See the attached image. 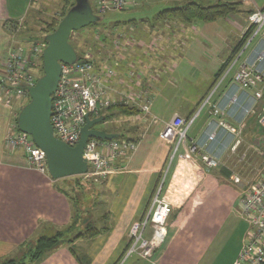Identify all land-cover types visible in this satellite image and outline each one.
Masks as SVG:
<instances>
[{
    "label": "crops",
    "instance_id": "obj_1",
    "mask_svg": "<svg viewBox=\"0 0 264 264\" xmlns=\"http://www.w3.org/2000/svg\"><path fill=\"white\" fill-rule=\"evenodd\" d=\"M147 2L132 0L129 9ZM262 7L264 0H250L241 5L238 13L210 23L161 21L157 15L150 20L122 23L125 32L117 34L120 48L103 52L96 65L103 70L113 61L119 62L115 77L107 78L105 85L110 98L123 95L127 101L103 115L115 109L134 120L135 136L124 140L134 141L137 150L128 159L114 163L115 170L103 188L105 194L102 189L95 197L106 204L108 230L93 239L75 241L72 247L78 260L67 245H62L35 264H233L247 225L239 216L240 192L232 178L237 173L248 179L255 171H232L235 160L229 159V152L218 151L222 166L211 171L205 170L198 157L190 155L188 145L202 143L210 132L208 108L199 113L187 140L173 156V143L165 141L161 134L175 114L188 119L198 111L247 30L246 13ZM31 10L32 15H41L33 9L32 1L0 0V65L10 46H27L36 39L37 22L34 17L30 19ZM12 25L19 26L15 32H20L19 36L13 33ZM250 58L247 54L238 67ZM237 68L213 96L216 105L224 107L227 97L235 92L233 77ZM240 97L243 98L241 93ZM146 100L150 102L149 113L140 109ZM125 107L135 114L126 115ZM18 108L16 104L14 109ZM226 120L236 122L229 116ZM11 122V111L0 103V259L19 255L29 241L66 228L75 212L70 195L63 194L64 179L54 181L41 175L30 168L21 149L6 147ZM244 131L243 143L253 144V137L261 135L254 117L248 119ZM227 139L226 134H217L218 141ZM242 151L240 146L235 153ZM240 156L244 160L243 153ZM164 171H172L161 193L162 200L171 207L167 236L149 261L132 256L122 262L129 229L145 214Z\"/></svg>",
    "mask_w": 264,
    "mask_h": 264
},
{
    "label": "built area",
    "instance_id": "obj_2",
    "mask_svg": "<svg viewBox=\"0 0 264 264\" xmlns=\"http://www.w3.org/2000/svg\"><path fill=\"white\" fill-rule=\"evenodd\" d=\"M93 4L92 10L98 16L111 11H125L131 6L132 0H93ZM247 19L248 29L241 37L240 46L226 68L219 74L198 111L188 119L175 114L166 123L161 134L165 141L173 143V156L187 140L188 131L199 113L208 108L211 117L210 132L206 134L202 143L188 145L190 155L198 157L206 171L220 167L222 154H218V151L222 153L236 151L248 119L254 117L259 130L264 134V7L254 9ZM15 27L16 31L19 30V26ZM257 37L259 44L255 43L249 50ZM119 40L117 38L113 42L114 49L120 48ZM45 46L44 40L43 43L34 42L27 46H10L7 49L0 65V103L8 108L12 115V122L5 138L6 147L10 150L21 149L30 168L49 177L45 154L35 146L29 135L18 130L16 122L19 111L29 101L28 89L40 78L42 52ZM248 50L251 58L239 65L233 77L235 92L227 97L224 107L216 105L212 102L213 96ZM118 66L119 62L115 60L109 67L99 69L87 53L79 55L74 64H61L60 77L52 95L50 117L53 136L57 140L69 147L76 146L86 117L98 118L103 116L106 110L126 103L127 97L123 95L119 99L110 98L105 85L107 78L115 77ZM132 76L133 72H130V77ZM240 93L243 98L240 97ZM128 100L132 101V98L129 97ZM16 104H19L17 110L14 109ZM149 108V100L140 106L144 113H149ZM232 109L234 110L230 114ZM226 116L232 117L236 122L228 123ZM219 132L226 134L228 139L218 141ZM213 144L216 147L209 150ZM136 150L137 144L130 140L89 139L83 150V157L87 163V172L83 176L90 182L104 181L115 170L114 163L117 160L128 159ZM260 155L264 160V151ZM261 171L262 173L250 183H242L237 177L232 178L240 192L239 216L247 225L246 236L233 264L264 263V166ZM162 188L163 178L151 197L145 214L133 222L129 229L128 245L122 262L132 256L149 261L163 244L167 236L171 207L161 198Z\"/></svg>",
    "mask_w": 264,
    "mask_h": 264
},
{
    "label": "rangeland",
    "instance_id": "obj_3",
    "mask_svg": "<svg viewBox=\"0 0 264 264\" xmlns=\"http://www.w3.org/2000/svg\"><path fill=\"white\" fill-rule=\"evenodd\" d=\"M31 1H32L33 9H37V11H40L41 15L40 14L32 15L33 10L30 11L29 17L30 19L31 17H34L33 19L36 20L37 25L35 23V28L38 30L37 33L39 34V35L34 34V36L36 35L35 37L36 39L30 40V43H34V42L43 43L44 37L47 34L41 35L43 34L42 28L45 26V24L47 23L51 24L53 22H56V28H57L59 22L63 18L62 13L65 12L67 5H68V1L67 0H29V2ZM178 1H181V0H177V2H175V0H148L149 3L147 2L148 3L147 5H144L142 7L138 6L137 9L134 8V9H127L125 11H111L103 15H98L99 17L98 23L96 25H90L78 32L72 33L69 38V44L73 47V49L76 51L78 56L87 53L90 55V57L95 63H99V59H101V55L103 52L110 51V50H112V52H115V49L113 47V42L117 39V34L125 32V29L122 28V23L129 22L130 20H136L137 22H139L141 19L150 20L153 18V15H157L160 11L164 9L178 7L188 2H194L197 4L203 5V6H211V5L225 3V2L241 3L242 6L244 4L240 0H225V1L182 0L181 2H178ZM11 3L13 6L14 3L12 1ZM89 4L92 8L94 7L93 0H89ZM248 13L249 12H247L246 14ZM12 28H13L12 30L13 33L19 36L20 32L15 33L16 27L12 25ZM245 32L246 30L240 36V41L237 45L238 47L241 44V37L244 36ZM258 39L259 37L255 38V40L252 42L251 46L249 47V50L254 46V44L257 42ZM249 50L245 52L244 56L233 67V70L231 71V73L238 67V64L247 56V54L249 53ZM39 75L41 77L42 71ZM222 88L223 86L220 88V90ZM133 114H135V112ZM106 117H107L106 120L94 126L97 130H100L106 133L114 132L115 134L120 135L122 139L135 136L134 120L127 119L128 117L126 118L122 116V114L117 113V110L115 109H112L108 113V115H106ZM244 132L242 133L241 142L239 145V147L240 146L241 148L243 147V151L241 152V154L243 153L244 160L239 159V157H241L240 156L241 154L235 153L239 147L236 149L234 153L229 152L228 153L230 154L228 155L229 159L235 160V162L232 164L233 167L231 169L232 171H255L252 173V175L253 174L255 175L258 171H261L262 167L264 166V160L262 156L260 155L264 151V134L260 131L261 135H258V136L255 135L253 138L256 139V142L252 144L248 142L243 143L242 139L244 136ZM220 166H222L221 159H220ZM171 173L172 171L163 172V191L166 190L167 183L170 181ZM252 175L248 179H245V177H242L241 175L234 173V177H238L242 183H250L254 181V179L257 178V176L255 178L254 177L252 178ZM83 177H84V180L82 178L80 180L81 183L80 181H76L75 177H68L63 180L65 184L63 185L64 189L68 192L70 197L72 198L74 197V201L77 203L78 209L82 213L81 218H80V223H79L80 225L78 229L84 230V225L87 222L90 225L98 229L103 228V227L108 228V225H109L108 215L105 214L106 204L99 203L100 202L99 197L98 199L95 198L96 195L100 196V190L102 191L106 183V180L108 178L101 182L92 181L91 183H88L90 181H88L85 178V176ZM80 184H82V186H80ZM79 187H82V188H79ZM92 190L95 191L96 195L92 193ZM103 194H105L104 189H103ZM94 198L96 200H94ZM75 233L76 231L70 234L68 236V239L74 236ZM44 235L52 236L54 235V233H47V234L45 233ZM32 242L33 241H29L28 243H26L25 249L20 250L19 255L13 254L8 257H4V259H0V264L6 263L7 260L19 259L23 257L24 254L27 253V250L30 248L28 244H31ZM83 264H85L84 261H83Z\"/></svg>",
    "mask_w": 264,
    "mask_h": 264
},
{
    "label": "water",
    "instance_id": "obj_4",
    "mask_svg": "<svg viewBox=\"0 0 264 264\" xmlns=\"http://www.w3.org/2000/svg\"><path fill=\"white\" fill-rule=\"evenodd\" d=\"M74 5L59 22L56 30L44 37L46 46L42 52V75L36 84L28 89L29 102L18 113V130L29 135L37 148L46 156L49 177L52 180L83 176L87 163L83 157L85 144L89 139L109 141L117 139V134L95 129L104 121L100 116L95 119L86 117L76 146L69 147L53 136L50 123L52 114V95L60 77L61 64L71 65L78 55L69 44L72 33L98 23L89 0H73Z\"/></svg>",
    "mask_w": 264,
    "mask_h": 264
},
{
    "label": "trees",
    "instance_id": "obj_5",
    "mask_svg": "<svg viewBox=\"0 0 264 264\" xmlns=\"http://www.w3.org/2000/svg\"><path fill=\"white\" fill-rule=\"evenodd\" d=\"M68 5L65 10V12L62 13V16L64 17L67 11L74 5L73 0H67ZM241 3H232V2H225L220 4H215L211 6H203L194 2H188L184 5L174 7V8H167L162 11H160L157 14V18L161 21H179L184 24H191L194 22H202V23H210L217 21L219 19L226 18L230 15H234L239 12ZM252 13L250 11L248 14ZM97 24V23H96ZM94 24V25H96ZM56 29V22H53L51 24H45V26L42 28L43 35L50 34L54 32ZM251 30V28H249ZM238 48V47H237ZM236 48V50H237ZM235 50V52H236ZM234 52V53H235ZM233 53V54H234ZM227 65L223 67L222 71L226 68ZM219 73V74H220ZM219 76V75H218ZM218 78V77H217ZM126 110H123L124 113L128 116L133 115V111L131 112L128 107H125ZM104 120L107 119L106 116H104ZM121 136L118 135L117 139H120ZM122 139V138H121ZM84 177L83 176H76V181H80ZM86 182V181H85ZM81 183V181H80ZM91 183V182H88ZM82 186V184H80ZM82 188V187H79ZM92 193L95 194V191L92 190ZM63 194L65 196H69L67 191H64ZM96 195V194H95ZM70 197V196H69ZM73 201L72 204L75 208L74 215L72 216V221L70 225H68L66 228L61 230L54 231V235L52 236H40L36 240H34L31 246L29 245V249L27 250V253L24 254L23 257L19 259H11L7 260L6 263L3 264H26V263H38L40 262L48 253L55 250L56 248L63 245H67L69 247L70 253L78 260L76 253L73 250L72 244L77 240H90L94 237L98 236L101 233H104L108 230V228H96L92 225H90L88 222L84 225V230L78 229L80 218H81V211H79L77 203L74 201V197H70ZM94 200H96L94 198ZM76 231L75 235L68 239V236ZM67 234V236H66ZM264 264V263H263Z\"/></svg>",
    "mask_w": 264,
    "mask_h": 264
},
{
    "label": "flooded vegetation",
    "instance_id": "obj_6",
    "mask_svg": "<svg viewBox=\"0 0 264 264\" xmlns=\"http://www.w3.org/2000/svg\"><path fill=\"white\" fill-rule=\"evenodd\" d=\"M96 129V128H95Z\"/></svg>",
    "mask_w": 264,
    "mask_h": 264
}]
</instances>
